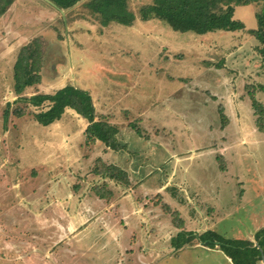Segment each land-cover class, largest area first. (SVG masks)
Listing matches in <instances>:
<instances>
[{"label":"rangeland","instance_id":"obj_1","mask_svg":"<svg viewBox=\"0 0 264 264\" xmlns=\"http://www.w3.org/2000/svg\"><path fill=\"white\" fill-rule=\"evenodd\" d=\"M6 1H10L11 6L0 16V264L14 263L9 261L14 257L12 248L17 249L15 245L19 246L20 241H23L22 255L28 253L27 240L31 231L44 230L42 233H47V230L51 229L53 236L59 237L51 244L55 246V260L50 264H147L142 255L147 259L154 255L145 252L143 254L141 251L140 245L143 250L145 248L134 221L126 217L119 207H111L108 208L107 214H116V219L112 220L117 222V226L124 228L122 245L128 246L132 251L125 254L120 263L107 261L99 256V259L81 257L80 262H77L78 254L66 252L65 249L77 247L78 238L68 229V220L55 211L56 203L51 207H44L45 209L40 208V212H43L41 214L53 215L47 222L39 219L36 221L34 212L28 208L22 195L29 193L30 187L31 190L37 188V193H41L45 178L48 179L47 170L40 168L38 163L44 161L48 149L54 148L52 146L56 137L51 138L49 134L70 131L78 133L80 139L82 120L85 118L78 113L79 117L75 113H63V118H74L73 124L40 125L33 117L38 108L26 107L18 101L19 95L14 91L13 66L24 41L43 46L39 57L42 59V62L39 61L40 66L43 65L39 70L42 75L53 80L55 73L68 74V68L71 67L73 72L68 77L72 79L68 81L72 80L70 85L74 89L90 96L92 104L94 103V113H109V117L114 116L107 121L110 126L118 128L116 133L110 137L108 143L98 140L101 146L105 147V151L101 152L103 161H106L109 155H116L121 159L128 157V160L139 162L146 159L145 156L149 155V152L156 151V148L164 150L165 145H169L170 138L175 140L171 142L180 152L192 145L197 149L195 157L187 159L189 154L186 153L184 158L179 156L169 163L177 165L175 169L177 167L178 178L190 180L196 177L199 193L209 195L212 201L219 205L220 209L216 211L217 223L214 226L215 220L210 216L206 221L207 226H214L213 230L231 238H240L239 232L235 230L245 233L251 230L255 225L249 218L252 207L250 203L245 204L242 200L247 198V195L244 197V187L248 190V185L251 184L249 182L255 176L254 169L260 167L264 174V127L259 123L260 118L264 119V111L260 112L253 103L255 99L264 108V63L257 52V40L247 30L255 27L254 13L260 9L259 3L235 7L234 18L243 22L248 29L197 35L175 31L158 19H140V6L150 0H128V8L134 15V19L129 22L128 19L125 22L114 19L106 22L99 20L100 17L92 12V8L87 7L89 0H81L67 9L58 8L60 12L53 8L58 6L50 0ZM125 15L127 17L128 13ZM79 18H84L86 24L88 23L86 29L83 24L71 25V22ZM85 32H89L90 37H101L103 42L98 47H102V50L99 55H95V61L113 70L115 68L118 77L114 71L95 75L98 72L96 67L91 65L92 61L71 60L65 43H70L76 36ZM44 36H47L48 40L50 38L49 42L52 44L49 52H46L48 40ZM92 56L94 55L89 54L90 58ZM25 57L28 59L27 55ZM130 68H134L137 73L134 72L131 83L121 85V80L127 81L129 75L126 73L127 78L119 76L122 71ZM44 88L51 89L45 84ZM37 90L38 88L29 87L23 95H30ZM17 108L23 110H19L22 111L21 117L13 113ZM5 110L10 115L4 124ZM219 110L223 111L227 119L229 114L230 119L226 125L221 124ZM142 111L145 114H140ZM123 119L131 122V132L125 128ZM65 128L67 130H64ZM146 142L150 144L149 147L145 146ZM65 143L68 144V141ZM76 143L79 141L75 140L70 144L77 148ZM139 144L140 150L144 152L135 150V146ZM208 146H212L210 150ZM76 148L64 160L55 157L52 163L75 161ZM220 149L223 153L218 155ZM251 156L256 157L251 160ZM181 159L183 160L180 162ZM158 164L161 165L160 162ZM69 167L61 166L60 170L63 175L73 178L72 191L76 189L74 186L82 184L79 183L82 180H85L84 184L87 183L89 187L100 185L95 178L88 179V173H76L73 167ZM95 167L99 168L100 163L95 162L92 171ZM115 167L117 170L123 168L121 165ZM247 169L253 171L250 173ZM37 170L41 172L40 176ZM60 173L57 171L53 174L58 176ZM261 177L264 179V176ZM261 177H257L260 182L264 181ZM128 178L130 179L129 176ZM124 180H127L126 174ZM34 182L37 185L33 186ZM40 184L43 186L40 187ZM153 198L156 199V204L161 200L158 196ZM254 202L264 204V192L260 191ZM95 203L92 212L96 214L103 210L105 205L101 201ZM171 205L174 209L168 204L163 205L166 228H171V223L175 225L176 221H181L180 218L174 220L171 214H178L177 210L181 211V208L173 202ZM212 209L210 211H213ZM65 210L72 212L73 209ZM18 234H22L21 238ZM102 239L100 237L91 240L96 242L95 249L91 248V241L85 239L81 244L85 248L82 249L85 252H88L89 248L95 252L99 251V244L102 242L98 243V240ZM250 240L252 241L253 237ZM47 241H50L49 237H37L34 246L45 249L44 242ZM165 241L166 249L169 250L168 235ZM103 244L105 250H110L109 245ZM202 246L204 244L198 239H193L177 253L166 251L165 259L159 264H231L217 246L208 249ZM59 250L63 257L58 258V254H61L57 253Z\"/></svg>","mask_w":264,"mask_h":264},{"label":"crops","instance_id":"obj_2","mask_svg":"<svg viewBox=\"0 0 264 264\" xmlns=\"http://www.w3.org/2000/svg\"><path fill=\"white\" fill-rule=\"evenodd\" d=\"M53 8L60 12L58 8L56 7ZM63 12L65 11L63 10ZM71 23H72L71 25L83 24L84 25L83 27H85V29L87 28L86 25H88V23L86 24L84 18H79L78 20H74ZM244 29H248V28H244ZM49 32L51 31L49 30ZM44 37L46 38L47 36ZM76 37L77 38H74V40L71 41L70 43L69 42L65 43V46L68 49L67 51L69 52L71 60L74 59L77 62L92 61L90 62L91 65L93 64L98 72L95 75L98 74L101 75V73H103L104 71H107L108 73H112L111 71H114V74H116L117 75L116 77H118L115 68L113 70L112 68L107 67V65L100 64L99 61L97 60L95 61L96 58L95 55H99L101 53L100 50H102V47H98L99 44H102L103 42L100 36L90 37L89 32H85L84 34L78 35ZM46 39L48 40V37ZM49 40H48V49L46 50V52H49V50H51L52 44L49 42ZM25 43L28 44L30 43V41L29 42L24 41L23 44L25 45ZM90 51H93V53H90ZM65 53H66V49H65ZM89 54H92L94 56L90 58ZM68 71H69L68 74H62L63 72L55 73L56 75L54 76L53 80H50L49 76L42 75L40 71V81L30 87L32 89L38 88V90L31 94H35V93L53 94L54 92L65 87L66 85H70V82L72 80L71 81L68 80L72 79V78L69 79V77L71 75V72H73V70L70 67L68 68ZM134 72L137 73V71L134 68L132 69L130 68L128 70L122 71V74L119 77L127 78L126 73L129 76L127 81H123V79L121 80L120 82L121 85L123 83L129 84V82L132 80L134 76ZM115 82H117V80H115ZM42 83H44L45 85H49L51 89L47 90L46 88H44V84ZM107 90L109 91V89ZM108 93H110V91ZM47 104L48 103H46V105ZM65 113L66 114L75 113L76 115H78L75 111H73V109H68V108L65 109L64 114ZM140 114H145V113H143L142 111V113ZM95 115H96V119H99L100 117H107V119L114 117V116L109 117V113L95 114ZM62 118L50 123L48 126L58 125L59 123L60 126L61 124L64 125L73 124L72 122L74 120L73 117L69 119L67 116L66 118L63 119ZM229 119L230 118L228 114V119L226 118L224 122L225 125L227 124V121ZM82 121L83 122H82V129H80L81 132L80 139L79 136H77L78 133H74L70 131L61 132L59 134H49L51 138L56 137L54 141V146H52L54 148L48 149V151L44 155L45 156L44 161L41 160L38 163V166L40 168H44V170H47L48 175L46 177H48V179L46 180L45 178L44 186L40 184L41 185L40 187L43 186V189H41V193H37V188H33L31 190L32 187H30L29 193L26 192V194L22 195L23 198L25 199V203L28 205V208H30L34 212V216L37 217L36 221L38 219L44 222H47V220L48 221L51 220L53 215L46 216L45 214H41L43 212H40V210H42L40 208L43 207V209H45L51 207L53 204L56 203L57 207L55 211L59 216H62L68 220V226H67L68 229L74 232V237L78 238V242H77L78 244L76 245L77 247L74 246L70 249L67 248L65 249V251L66 252L70 251V253L73 252L77 253L79 257V260H77V262H80L81 257L85 259L86 256L92 259L95 258L99 259V257H104L107 261H113L115 263L122 262L124 255L132 251V249L131 248L128 249V246L124 247L122 245L121 240L123 237L124 228L121 225L117 226L116 224L117 222L115 223L112 220V218L116 219L115 216L116 214H110V213H109L110 215L107 214L108 208L111 207L112 208L119 207L126 217L128 216V218L134 221V226L136 227L139 233L140 241L143 244V248H145L143 250L142 245H140L141 251L143 252V254L145 253L154 254L151 255L148 259L146 256L142 255L144 262L147 264H159L161 260L165 259L166 251L167 252L169 251L168 253H172V252L177 253L181 249L183 250L188 244H186L181 248L176 249L175 247L172 246L171 243L172 238L176 237V235L181 231L191 232L193 235L196 236L194 239H198L201 243L204 244V246L202 247L208 249V246H205V242L201 241L199 239V236L206 231H213L219 234L217 231L213 230L218 220L216 211L217 209H220L219 205L213 202L209 195L207 194L201 195L199 193L197 186L199 184L196 177H193L190 180H188L187 178H178L176 175L177 167L175 169V166L177 165H174L173 162L169 163L174 158L175 159L179 158V156L180 158H184L186 156V153L189 154L187 155L188 157L187 159H191L195 157L197 152L196 147L191 145L187 148V150L180 152L179 150H177V146L171 142V140L172 141L175 140L173 138H170L171 140L169 139L170 140L169 145L164 144L165 145L164 150L160 148L159 147L160 144H158L159 148H156V151L153 150L152 152H149L150 154L145 156L146 159H141V161L139 162H135L132 159L128 160V157L125 159H121V157H118L116 155H109V158H107L106 161H103L101 152L105 151L104 149L105 147L101 146V143L98 142V140L92 143L91 146L89 145V148L84 146L85 145L84 131L88 125V122L86 119ZM122 122L125 124L124 126L127 129V131L131 132L132 127L129 126L131 122L128 121L127 119L126 120L123 119ZM221 124H222V120H221ZM66 128L64 130H67ZM51 138H45V139L48 140ZM75 140L79 141V143H76V145H78L77 148L74 146L72 147L70 144L72 141ZM65 141L66 142L68 141V144L65 143ZM81 142H83L82 147H81ZM58 144L60 146H58ZM145 146L149 147L150 144L146 142ZM135 147H136L135 148L136 151L144 152V150H140V144L136 145ZM211 147L212 146H208L207 148H209L210 150ZM75 148H76L75 151L76 155H74V157L75 156L77 157L75 161L69 162L68 160V161H59L57 164H55L54 162L52 163L55 157L56 158L61 157L60 160H64V158H66L68 154L73 152ZM220 151L222 150L221 149L219 150L218 155L223 153ZM255 157L256 156H251L250 158L251 160H253V158ZM97 160H100L107 165H114V166L121 165L123 167L121 169L126 174L127 180L124 179L117 180L116 178L109 177V175L107 174H104L103 176L95 175L94 172L92 171V167ZM182 160L183 159H181L180 162ZM62 162H64L65 164H63ZM159 162L161 163V165L158 164ZM65 165L73 167V171H75L76 173L78 172L88 173L86 177L88 179L90 177L95 178L96 182L100 185L94 184L91 187H89L87 183L84 184L85 180H82L81 182H79L82 184H80L79 186L76 185L75 191L74 190L72 191L71 184L73 178L67 175H63L62 170H60V167L61 166L63 167ZM259 165L260 162L258 166ZM172 166H174L173 169ZM247 170L250 171V173L253 171V169L252 170L247 169ZM57 171L61 172L60 175L58 176L57 174L56 175L53 174ZM254 171H255V176H254L255 178L252 177L251 182H249L251 184L248 185V190L247 188L244 187V189L246 190L244 193V197L247 195V198H245V200L243 199L242 201H245L243 202L245 204L250 203V206L252 207V211L249 213V218L251 219V222H253L255 225H253L251 230H248L246 233L240 230H235L239 232V235L238 234L237 235L241 239L250 240V238L252 237L254 238V234L256 231L264 228V204L261 202H256V203L254 202V198L258 194H260V191L264 192V181L260 182L257 179L258 176L261 177L264 176V174L261 172L260 167H256ZM38 173H39L38 175L40 176L41 172L38 171ZM38 175L36 176V178L38 177ZM128 176L130 177V179L128 178ZM262 180L264 179L262 178ZM194 182H195V186H194ZM35 185H37L36 182H34L33 186ZM95 186L104 187L106 195L105 196L97 195L94 191ZM248 191H250V193H247ZM93 193L96 196L93 195ZM155 196L161 197V200L158 204H156V199L153 198ZM96 201L103 202L105 206L103 210L95 214L92 212V210L95 209L93 205L96 206L95 203ZM172 202L173 204L175 203L179 206V208H181V211L180 210L177 211L179 212L178 213L179 218L183 223L182 227H178L176 226V224L173 225L172 223H171V228L169 227L166 228L165 226L166 216L164 215L165 212L163 205L168 204L171 208H173V206L171 205ZM252 202L254 203L252 204ZM229 204H233V203H229ZM70 208L73 209L72 212L65 210ZM211 209L213 211H210ZM210 216H212V218L215 220L213 227L207 226L206 224V221H208L211 218ZM43 231L44 230H38V231L34 230L28 234L29 239L27 240V243H29V251L28 253H25V255H22V250H21V244L23 241L19 242L20 244L19 246L15 245L17 249L12 248L14 254L13 260H9V261L14 262L13 264H17V263L50 264V262H53L55 260V257L53 256V251H54L53 247L55 246L51 244L57 241V237H59V235L53 236L54 232L52 231V229L47 230V233H42ZM166 235H168L167 242H168L169 250L166 249V241H165ZM18 236L19 238H21L22 234H18ZM42 236L49 237L50 241L44 242V245L46 246L45 249L43 247H40L41 249H38L37 246H34L35 239L37 237L42 239ZM100 237H102L103 239L102 241L98 240V243L102 242V244L101 243L99 244V248H98L99 251L96 252L92 251V249H95L96 242H92L91 240L98 239ZM85 239L88 242L91 241V244H93V246L91 247L92 249L89 248V250H87L88 252H85L82 249L85 247L81 246V244L85 241ZM103 243L109 245L110 250H105ZM218 250L220 249L218 248ZM58 252L61 253L58 254V258L63 257L61 250L57 251V253ZM66 252H64V254ZM15 258L17 259L16 261ZM22 260H24V262H22ZM39 261L40 263H38ZM256 264H264V258L258 261Z\"/></svg>","mask_w":264,"mask_h":264},{"label":"trees","instance_id":"obj_3","mask_svg":"<svg viewBox=\"0 0 264 264\" xmlns=\"http://www.w3.org/2000/svg\"><path fill=\"white\" fill-rule=\"evenodd\" d=\"M56 8L67 9L81 0H50ZM259 3L260 9L255 11V27L247 31L254 36L258 42L257 52L264 63V0H150L139 9V17L142 20L158 19L167 23L173 30L179 32H192L197 35H204L218 31L235 32L243 30L245 25L234 18L235 7ZM11 6L10 1L0 0V16ZM87 7L103 22L114 19L118 22L132 21L133 13L128 8V0H89ZM128 9V11H127ZM125 13H128L126 17ZM104 16V17H103ZM43 46L39 43L30 42L22 47L14 63V91L18 94V101L26 107L33 106L38 110L33 114L34 119L41 125H48L58 119L66 108H72L76 113L84 117L88 125L84 131L85 145L89 146L96 140L108 143L117 127L110 126L107 117L96 119L93 104L88 94L74 89L71 85L57 90L53 94L35 93L23 95V92L40 81V53ZM28 56V59L25 57ZM33 68L35 72H33ZM46 103H48L46 105ZM253 103L260 112L264 111L261 103L253 99ZM9 107V103L7 104ZM22 109H14L13 113L21 117ZM222 125L226 116L219 110ZM10 113L4 111V124L7 122ZM262 115V113H261ZM263 118L259 123L264 127ZM225 125V124H224ZM100 167L94 168V174L103 176L109 175L117 180L125 179V173L117 170L115 166L106 165L100 160ZM76 186H74L75 188ZM94 191L99 196H105L102 186H95ZM174 220L179 216L171 212ZM176 226L182 227L181 221H176ZM196 236L191 232L181 231L172 238V246L181 248L191 242ZM205 242V246L214 248L217 246L228 257L232 264H256L264 258V228L254 234L255 242L249 239L230 238L217 234L213 231H206L199 236Z\"/></svg>","mask_w":264,"mask_h":264},{"label":"water","instance_id":"obj_4","mask_svg":"<svg viewBox=\"0 0 264 264\" xmlns=\"http://www.w3.org/2000/svg\"><path fill=\"white\" fill-rule=\"evenodd\" d=\"M252 242H254L255 244H256V242H255V239L253 238V240H252ZM228 260L231 262V260L228 258Z\"/></svg>","mask_w":264,"mask_h":264}]
</instances>
